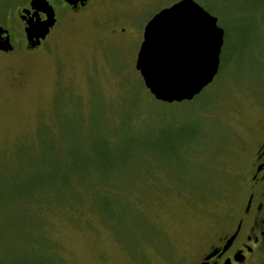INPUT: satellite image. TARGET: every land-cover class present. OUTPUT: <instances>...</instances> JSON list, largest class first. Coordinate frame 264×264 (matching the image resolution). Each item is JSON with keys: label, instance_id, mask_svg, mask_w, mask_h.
<instances>
[{"label": "rangeland", "instance_id": "obj_1", "mask_svg": "<svg viewBox=\"0 0 264 264\" xmlns=\"http://www.w3.org/2000/svg\"><path fill=\"white\" fill-rule=\"evenodd\" d=\"M179 1L102 0L0 53V264H188L218 234L264 131V0H194L227 34L221 71L163 104L136 61Z\"/></svg>", "mask_w": 264, "mask_h": 264}, {"label": "water", "instance_id": "obj_2", "mask_svg": "<svg viewBox=\"0 0 264 264\" xmlns=\"http://www.w3.org/2000/svg\"><path fill=\"white\" fill-rule=\"evenodd\" d=\"M31 5L35 16L44 12L48 17L28 22L26 32L35 47L46 39L56 20L48 1L33 0ZM5 33L0 28V50L8 52L13 47L8 36L2 38ZM224 44L225 30L218 18L194 0H181L156 14L145 27L136 70L157 102H192L219 75Z\"/></svg>", "mask_w": 264, "mask_h": 264}, {"label": "flooded vegetation", "instance_id": "obj_3", "mask_svg": "<svg viewBox=\"0 0 264 264\" xmlns=\"http://www.w3.org/2000/svg\"><path fill=\"white\" fill-rule=\"evenodd\" d=\"M32 1L26 0L13 10L9 9V15L4 16L7 17L6 24L0 21V28L8 32L2 38L8 36L13 47L8 52L0 50L1 54H14L20 45L35 51L61 22L65 23L67 17L81 16L99 7L102 0H74L73 4L66 0H46L54 10L56 23L46 39L35 47L31 46L26 32L28 22L31 19L46 21L48 17L44 12L35 16L37 12L32 8ZM64 15L66 18H62ZM258 137L252 151L245 157L244 172L239 175L238 185L235 186V201L221 217L218 234L188 264H264V131Z\"/></svg>", "mask_w": 264, "mask_h": 264}, {"label": "trees", "instance_id": "obj_4", "mask_svg": "<svg viewBox=\"0 0 264 264\" xmlns=\"http://www.w3.org/2000/svg\"><path fill=\"white\" fill-rule=\"evenodd\" d=\"M226 38H227V34L225 33V40H226ZM222 62H223V57H221V64H222ZM221 67H222V65H221ZM220 71H221V68H220ZM213 84H215V83H213ZM212 84V85H213ZM211 85V86H212ZM211 86H209V87H211ZM202 97V95H200L199 97H196L192 102H185L184 104H191V105H195V104H197V100L199 99V98H201ZM221 177H222V174H221ZM223 178V177H222ZM222 178H221V180H222ZM220 193H221V191H219Z\"/></svg>", "mask_w": 264, "mask_h": 264}]
</instances>
